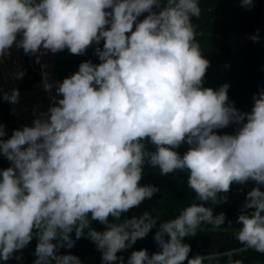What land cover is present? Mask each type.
I'll return each instance as SVG.
<instances>
[{"label": "clouds", "instance_id": "clouds-1", "mask_svg": "<svg viewBox=\"0 0 264 264\" xmlns=\"http://www.w3.org/2000/svg\"><path fill=\"white\" fill-rule=\"evenodd\" d=\"M200 14L199 0H0V62L13 46L39 63L46 51L83 55L94 45L100 61H83L60 81L49 82L42 71L47 110H34L31 126L13 129L7 139L0 124V155L10 162L0 169V264H19L14 253L34 237L32 264H83L60 254L82 237L100 252L101 264H220L222 257L224 264H242L233 257L249 249L264 254V88L243 112L229 101V84L203 86L209 61L192 23ZM23 75L16 71L14 78ZM18 97L15 88L0 95L10 104ZM230 124L234 133L217 134ZM182 144L188 148L180 154ZM145 165L165 176L186 173L194 193L193 203L158 227L148 211L121 220L158 191L140 184ZM249 181L254 186L242 209L252 211L242 210L235 221L241 247L189 258L185 238L201 224L213 230L225 224L223 212L214 216L199 202H225L218 194ZM154 228L159 251L117 256Z\"/></svg>", "mask_w": 264, "mask_h": 264}, {"label": "trees", "instance_id": "trees-1", "mask_svg": "<svg viewBox=\"0 0 264 264\" xmlns=\"http://www.w3.org/2000/svg\"><path fill=\"white\" fill-rule=\"evenodd\" d=\"M253 5L249 9L240 6L239 0H199L200 17L192 19L202 54L209 61L203 86L215 90L224 83L229 84L228 99L236 109L243 112L251 110L253 94L264 88V0H253ZM142 18L143 16L138 19ZM254 34L260 36L259 41L253 42L249 39ZM209 35H217L220 38V54L216 56H212L205 47ZM230 36L244 38L245 42L233 50L228 42ZM102 43L101 41L100 47ZM94 47L95 45L86 49L83 55L70 54L67 49L55 54L46 51L40 55L39 63H36L35 55L29 56L22 49L13 46L10 55L0 62V95L15 88L19 92V97L16 104H10L0 98V124L4 125L7 133L2 139H7L13 129L25 125L31 126L34 110L36 113L45 112L50 106V93L42 87V71L47 72L49 82L60 81L77 71L78 65L83 61L90 60L93 64H97L100 61L93 53ZM53 61L56 64V74ZM41 65L46 67L42 69ZM20 70L24 72L23 77L15 79L14 73ZM51 95H55L54 88ZM235 127L230 124L227 128L216 131L217 134H232ZM187 148V144H182L176 151L183 154ZM146 149L153 151L154 145L146 143ZM9 166L10 162L0 155V169ZM140 184L155 186L158 191L151 199H145L138 207L122 214L121 220L125 217H139L144 211H148L157 218L155 227H158L160 222L175 218L182 208L194 202V193L186 186V173L180 170L165 176L159 173L158 168L145 165ZM249 185L253 187L254 182L249 181L244 185L231 184L227 193L218 194L227 197L225 202L215 205L211 201L199 202L211 207L214 216L223 212L225 224L216 230H213L211 225L201 224L195 236L185 238L184 242L190 245L189 258L241 247L234 238V232L239 228L235 221L242 210L252 211L242 209ZM109 220L111 221V217ZM228 222L233 224L229 225ZM90 226L98 231L104 230V226L98 221H92ZM155 231V228L151 229L144 238L138 239L130 248L118 252L117 256H122L126 260L133 250L141 248L146 249L149 255L159 251L153 240ZM35 244L34 237L24 249L14 253L22 257L19 264H32ZM66 253L76 255L83 264H101L100 252L87 237L76 240L71 249H60V254ZM233 259H240L242 264H264V254L251 249L237 254ZM225 260L226 258L222 257L220 264H224ZM2 264H18V262L9 260Z\"/></svg>", "mask_w": 264, "mask_h": 264}, {"label": "rangeland", "instance_id": "rangeland-1", "mask_svg": "<svg viewBox=\"0 0 264 264\" xmlns=\"http://www.w3.org/2000/svg\"><path fill=\"white\" fill-rule=\"evenodd\" d=\"M228 42L230 43L233 50H236L243 42H245L244 38L230 36L228 38ZM205 47L210 52L212 56H216L220 54V38L217 35H209L205 41ZM56 64L53 61V69H55L56 74ZM252 188V185H249V190Z\"/></svg>", "mask_w": 264, "mask_h": 264}]
</instances>
